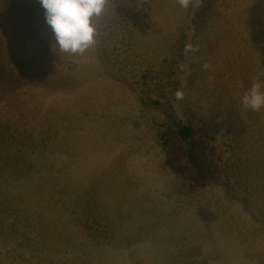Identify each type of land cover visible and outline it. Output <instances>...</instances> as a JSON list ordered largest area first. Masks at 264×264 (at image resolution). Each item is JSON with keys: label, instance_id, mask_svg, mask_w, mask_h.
<instances>
[{"label": "rangeland", "instance_id": "1", "mask_svg": "<svg viewBox=\"0 0 264 264\" xmlns=\"http://www.w3.org/2000/svg\"><path fill=\"white\" fill-rule=\"evenodd\" d=\"M97 27L63 53L40 0H0V264H264V108L240 103L264 82V0H106ZM69 115L107 132L41 140ZM128 120L163 167H135Z\"/></svg>", "mask_w": 264, "mask_h": 264}, {"label": "clouds", "instance_id": "2", "mask_svg": "<svg viewBox=\"0 0 264 264\" xmlns=\"http://www.w3.org/2000/svg\"><path fill=\"white\" fill-rule=\"evenodd\" d=\"M187 7V0H177ZM45 23L50 28L56 48L63 53L81 55L96 43L98 22L105 17L106 0H40ZM208 68V65L204 66ZM264 82L254 79L240 97L245 109L264 108ZM182 98L180 92L177 99Z\"/></svg>", "mask_w": 264, "mask_h": 264}, {"label": "crops", "instance_id": "3", "mask_svg": "<svg viewBox=\"0 0 264 264\" xmlns=\"http://www.w3.org/2000/svg\"><path fill=\"white\" fill-rule=\"evenodd\" d=\"M189 12L186 11V14H189ZM183 13H184V11H183ZM184 17H185V14H184ZM69 117L71 119H75V121H74V126L69 127V129H67V128L65 129L67 132L66 131H59L53 135L45 134V136L41 140L46 139L48 141H53L55 139L65 138L64 135H66L67 137L69 135H70V137L78 135L81 137V139H83V143L79 144L78 146L84 147L85 145H87V146L89 145L88 141L83 138V136H85L87 133L94 132V133L104 135L107 132L106 130H98V129L95 130L93 128H81V129H79V128H77V125H78V123H80V117L79 116L77 117V115L75 116V118L70 116V115H69ZM82 121L87 122L84 120V118H82ZM138 122H142V125L138 124L136 126H132L131 123L129 122V120L127 122L117 123L119 129L123 128L125 130L124 131L125 134H123L122 137L117 136L120 139V144H124L126 146L125 149L131 150V152H132L131 159H132V161H134L135 167H136L137 163L140 164V167H149L148 163H150V162L152 164H154L155 167H163L162 161H153V159H152V155L154 152L153 148L152 147L148 148V146H147V145H151V141L148 138L149 136L147 137V135H146L147 134L146 122H144L143 120H138ZM133 129H135L137 131L136 135L131 134L133 136V138L135 137L134 140H135L136 144H132V140H130V144H127L125 141V139L128 136L127 131L130 133L131 132L130 130L133 131ZM67 143H70L66 146L67 151H69V150L72 151V152L68 153V155L70 156L71 153H74L73 152L74 145L70 141H67ZM142 146H144L143 149L137 148V147H142ZM44 149H46L47 152L49 151L47 153V156L50 158V160H52L53 162L56 163V160H55L56 153L54 152V148L47 144L45 147L42 148V150H44ZM150 149H151V153H150ZM157 150H158V153L160 154V156H162L159 149H157ZM69 156H68V158H69ZM68 158H66L64 160V162L67 163ZM58 183H59V181H58ZM61 183L65 184L64 181H61Z\"/></svg>", "mask_w": 264, "mask_h": 264}, {"label": "trees", "instance_id": "4", "mask_svg": "<svg viewBox=\"0 0 264 264\" xmlns=\"http://www.w3.org/2000/svg\"><path fill=\"white\" fill-rule=\"evenodd\" d=\"M176 136L178 137L177 139L185 142L186 144H188L189 148V157L191 159V162L193 163V165L195 166L196 169H198V173L199 175H201L200 177H203V168L202 167H198L199 163H198V157L195 154V138H194V130L192 128V126L190 125H181L177 132H176ZM176 152V150H174V153Z\"/></svg>", "mask_w": 264, "mask_h": 264}, {"label": "bare ground", "instance_id": "5", "mask_svg": "<svg viewBox=\"0 0 264 264\" xmlns=\"http://www.w3.org/2000/svg\"><path fill=\"white\" fill-rule=\"evenodd\" d=\"M154 262V261H153Z\"/></svg>", "mask_w": 264, "mask_h": 264}]
</instances>
